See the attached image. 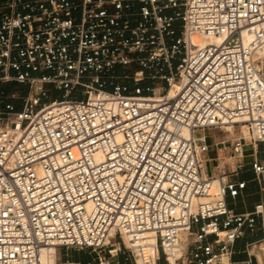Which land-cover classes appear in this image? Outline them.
Returning a JSON list of instances; mask_svg holds the SVG:
<instances>
[{"label": "built area", "instance_id": "built-area-1", "mask_svg": "<svg viewBox=\"0 0 264 264\" xmlns=\"http://www.w3.org/2000/svg\"><path fill=\"white\" fill-rule=\"evenodd\" d=\"M261 46L264 0H0V85L39 82L0 108V264H39L46 245L94 251L110 230L134 264H259L264 202L235 211L226 196L246 181L223 177L210 198L203 156L207 128L241 122L264 141ZM129 53L167 89H128L115 69ZM45 83L59 94L42 100ZM250 167L264 179V162ZM245 228L260 236L235 249Z\"/></svg>", "mask_w": 264, "mask_h": 264}, {"label": "rangeland", "instance_id": "rangeland-1", "mask_svg": "<svg viewBox=\"0 0 264 264\" xmlns=\"http://www.w3.org/2000/svg\"><path fill=\"white\" fill-rule=\"evenodd\" d=\"M179 24V22L176 23V33L179 32ZM128 56L131 58L130 61L124 66L117 65L115 69V72L120 75L119 80L125 83L128 89H132L134 86L138 85L142 87L144 92L152 95H157L164 89H167L164 80L159 77V72H156L152 68H142L133 53H129ZM124 74L126 77H122ZM38 85L39 82L37 81L32 85L14 81L3 83L0 85V108H2L4 101H9L16 108H19L25 97L38 91ZM42 86L47 89V95L42 97V100L59 94V91L55 90L49 83H45ZM204 132L206 133L208 149L203 156V168L207 176L213 175L218 178L237 179V177L243 173L244 165H248L247 163L251 157L249 153L254 149L253 143L256 144L257 151H264V141H254L253 132L247 129V126L241 122L233 125L226 124L221 128H207ZM238 137L241 138V142H243V155L240 157L234 155L232 150L234 139ZM226 138L227 140L224 143H220L221 139ZM239 162L242 163L241 167L236 166ZM243 180H245L246 183H252L253 181H255V183L258 182L256 178L253 180L244 178ZM259 181L261 184H264V179L260 178ZM261 197L262 200H264V192H262ZM111 237H113V235ZM260 241H255L248 245L252 252L258 249ZM115 247H117V250L114 256L109 255L108 250ZM257 255L259 256L260 264H264V252L259 251ZM98 257L107 259L110 264H134L133 255L125 248V238L123 236L121 237L118 233L115 234V237L110 238L108 244L94 251L88 248L57 246L53 253L48 256V264H62L66 259L69 261L77 260L78 264H96ZM84 260L88 263H84Z\"/></svg>", "mask_w": 264, "mask_h": 264}, {"label": "crops", "instance_id": "crops-1", "mask_svg": "<svg viewBox=\"0 0 264 264\" xmlns=\"http://www.w3.org/2000/svg\"><path fill=\"white\" fill-rule=\"evenodd\" d=\"M253 147H254L253 151L249 153L251 157L247 163L248 165H244V169H243L244 171L237 177V179L245 178L247 180H253L255 177L250 167L251 161L253 159H256L258 161L264 162V151H257L256 150L257 146L255 143H253ZM262 192H264V184H261L259 180L257 183H255V181H253L252 183L248 182L235 198L226 196V202L230 207L234 208L235 211L250 210L253 207L254 203L264 202V200H262L261 197ZM259 224H260V219L257 217L255 224L257 228H259ZM257 230L256 233L250 234L248 228H245L244 235L241 238L237 239L235 242L234 245L235 249H241V247L246 241L250 240L251 238L259 237L260 230L259 229ZM243 256H244L243 253L234 254L235 258H241ZM83 262L88 263L86 260H84ZM66 263L78 264V261L77 260L69 261L68 259H66L64 262H62V264H66Z\"/></svg>", "mask_w": 264, "mask_h": 264}, {"label": "bare ground", "instance_id": "bare-ground-1", "mask_svg": "<svg viewBox=\"0 0 264 264\" xmlns=\"http://www.w3.org/2000/svg\"><path fill=\"white\" fill-rule=\"evenodd\" d=\"M250 38V35L248 33H244L243 34V40L244 42L246 43ZM220 41V37H215V36H208V35H202V34H199V33H191V36H190V42L194 45H203L205 43H209V42H213V43H217ZM255 56L257 58V64H261V65H264L262 63H264V46H261L260 48H258L256 51H255ZM264 67V66H262ZM178 86V82L177 81H174L173 82V85L171 86V88L169 89V93H172V91L174 90V88H176ZM244 118H239L237 120L239 121H242ZM227 125H230V124H227ZM253 135H254V138H256V134L255 132H253ZM204 175L207 177V173L204 172ZM218 182H219V178L217 176H212L211 178H209V183H210V187H209V193H210V198H215L217 197V186H218ZM204 199V198H203ZM110 237L113 235V237H115V233L110 230ZM124 237L125 236L123 234H121V237ZM111 237V238H113ZM143 241L144 242H150V241H154V237L152 236V234L150 232H146L143 234ZM259 247L257 250H255V252H253L256 257H257V260H258V263L260 264L259 262V256L257 255L259 251H262L264 252V240H261L260 243H259ZM55 249V246L53 245H46L45 247H43L40 251V254H39V264H48V256L53 253ZM257 253V254H256ZM136 260L140 263V257L139 256H136ZM100 264H110L108 262L107 259H101V262Z\"/></svg>", "mask_w": 264, "mask_h": 264}]
</instances>
